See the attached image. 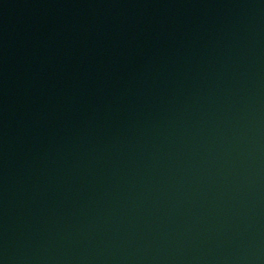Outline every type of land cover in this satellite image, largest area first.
Returning <instances> with one entry per match:
<instances>
[{
    "label": "water",
    "instance_id": "1",
    "mask_svg": "<svg viewBox=\"0 0 264 264\" xmlns=\"http://www.w3.org/2000/svg\"><path fill=\"white\" fill-rule=\"evenodd\" d=\"M0 264H264V0H0Z\"/></svg>",
    "mask_w": 264,
    "mask_h": 264
}]
</instances>
